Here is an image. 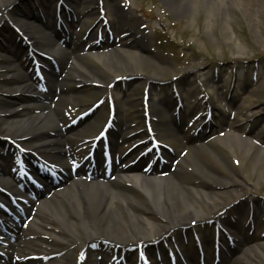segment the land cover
Returning a JSON list of instances; mask_svg holds the SVG:
<instances>
[{
	"label": "rangeland",
	"instance_id": "374dc122",
	"mask_svg": "<svg viewBox=\"0 0 264 264\" xmlns=\"http://www.w3.org/2000/svg\"><path fill=\"white\" fill-rule=\"evenodd\" d=\"M105 1L107 4L100 9L97 7L93 14L84 16L76 22L72 19V24L68 25V34L66 31L63 36L70 35V40L80 45L78 47L83 44L88 46L95 42L88 35L97 18L101 17L103 23L108 22L117 27L118 19L113 5L114 0ZM119 1L132 11L134 18L127 22L139 23V27L148 32L152 50L147 54L132 47L130 42L135 37H130L131 35L126 32V38H119L116 41L117 46L114 47L120 48L129 55L142 52L145 56L144 62L130 61L119 70L111 65L115 70L112 71L109 68L104 69L99 58L89 53L84 55L85 59L80 62L91 71L90 79H102L104 82L99 86L97 82L88 80L83 86L72 82L71 79L64 81L68 84V89L57 106L65 112L67 123L76 121L79 114L82 112L85 114L87 109H94L88 119L83 120L79 131H74L76 139L80 142L78 148L73 151L75 160L79 162V158L84 156L89 144L86 141L95 133L102 132L99 131L101 127L106 128L110 122L112 103L122 107L119 117L125 119L126 124L140 123L137 128L127 126V136L134 135L133 137L115 139L116 151L120 156L128 154L139 142L146 141L148 139L146 133L151 127L158 128L156 123L150 122L147 125L144 121L145 111L142 109L144 104H148L151 110L154 106L159 109L160 113H153L152 110L154 118L173 117L175 121L179 119L173 114L175 105L182 106V110H178L177 113L182 119L180 130L183 134L179 135V138L183 146L178 145V148L172 149L173 154L169 156L163 168L165 172L176 169L175 172H178L176 178L185 184L171 190L173 196L179 200H194L191 195L193 194L196 197L194 200L196 207H200L201 204H206L205 199L211 191L208 186L209 178L215 177L229 184L215 189L221 194L219 196L224 200V206L216 209L214 213L206 208L207 214L194 218L189 223L180 224L161 244L165 248L168 247L172 253L175 251L177 253L179 250L183 255L184 251L179 238L182 233L189 239L187 250L193 262L189 264H199V258H197L199 242L204 245L205 262L208 264H223L221 259L223 254L220 261L217 249L223 250V253L228 252L229 264H250V262L264 264V155L262 154L264 153V0H239L238 2L227 0L224 6L217 4L215 0H198L200 2L194 13L181 15L172 14L163 0ZM48 2L47 0H15L14 7L8 13V20L0 24V57L15 64L22 75L28 73L32 76L33 74V81L32 79L30 81L34 82V88L38 92L40 89L36 85L30 58V53L32 57L35 54L32 50L17 49L19 43L16 41L14 45V41L17 38L16 31L19 30L17 28L19 26L14 28L11 24L20 17L21 12L28 13L31 8L39 15L38 3L44 4L45 8L46 5L51 6L57 3ZM67 6L73 7L69 3ZM91 7L90 4L88 9ZM2 19L1 13L0 20ZM30 23L34 26L38 25L35 18L30 19ZM49 36L52 37V34ZM109 37L115 43V37L110 35ZM10 39L12 41H9ZM17 51L20 55L19 61L15 56ZM21 62L22 65H20ZM116 71L122 72V75H115ZM1 73L2 71H0V81L3 82L6 76ZM47 74L49 73L45 71V75ZM56 77V80L63 82L60 74ZM113 80L117 83H108ZM13 89V83L3 82L0 92V111L7 106L11 98L15 99L17 104L36 103L33 99H27V96L15 93ZM165 99L169 101L170 108L165 106ZM133 108L138 111L137 119L128 116V111H132ZM0 115H2L1 112ZM229 133H236L248 141L247 156L242 155V151L236 146L233 151L229 148L227 143ZM161 138L160 141L164 143L167 140H173V137L167 134ZM3 139L4 137L0 135V144L4 141ZM148 146L151 145L148 144ZM197 146L199 148L195 151L194 148ZM14 150L17 153L15 146ZM0 152L7 153V150L0 145ZM128 160L130 158H126L122 163L127 166ZM0 161L3 163L1 158ZM4 165L9 168V163L6 161ZM152 166L153 163H150L145 168L150 170ZM140 173L150 177L162 174L141 171ZM112 176L116 175L113 173ZM69 183L63 178L56 185L58 189H63ZM170 188L173 189V187ZM43 193L48 197L51 195L46 191ZM132 193L134 197L147 202L146 195L142 191ZM35 201L37 206L39 200ZM134 209L140 217L159 223L166 221L157 213L146 214L141 206H134ZM43 212L45 219L53 221L51 215ZM16 213L17 211L14 212ZM31 217L23 218L16 225L23 226L27 221L30 222ZM126 220L130 223L132 221L129 217H126ZM191 221L195 222L191 223ZM119 222L122 227H126L122 219ZM226 222L235 226L236 230ZM29 225L27 239L38 244L39 237L43 235L42 229L32 221ZM239 228H241L240 231ZM236 237L249 239L233 250L238 244ZM119 243L117 240L110 241L112 247ZM100 245L109 247L108 243ZM64 246L66 243L59 242L60 250ZM73 247L79 251L78 240H75ZM36 252H39V249ZM60 252L62 255L65 253ZM232 254L235 255L232 256ZM130 255L133 260L141 256L139 252L133 251ZM145 261L147 263L153 260L146 258Z\"/></svg>",
	"mask_w": 264,
	"mask_h": 264
},
{
	"label": "bare ground",
	"instance_id": "6f19581e",
	"mask_svg": "<svg viewBox=\"0 0 264 264\" xmlns=\"http://www.w3.org/2000/svg\"><path fill=\"white\" fill-rule=\"evenodd\" d=\"M48 1L51 2L52 0ZM65 1L72 4V9L69 10L68 7L66 9L71 17L76 18L77 21L81 20L84 16L93 14L97 7L100 9L104 4H107L105 0H62V3L64 4ZM215 1L221 6L227 3V0ZM234 1L238 2L239 0ZM163 2L172 14L181 15L194 13L200 1L163 0ZM14 4L15 0H0V14L2 13L3 15L0 24L4 20L5 22L8 20V13L14 7ZM90 4L92 7L88 9ZM113 5L115 6L118 26L114 27L109 23L101 22L100 18L96 19V23L89 33V38L91 40L97 39L99 31L102 34V38L89 47H86L85 44H83L84 46L78 47L80 45L75 44L72 40L63 38L64 36L55 27V23L50 21L42 22V24L40 23L37 26L32 25L30 19L35 18V15L31 11L26 12V15L21 18L15 19L13 23L17 24L23 30L24 34L35 38V47L36 50L42 53L41 61L43 65L53 68L51 74H60L63 80L68 81L71 79L72 82L82 84L83 86L86 85L84 82L93 80L100 86L104 81L96 78L90 79L91 71L80 62L85 59L84 55L89 53L96 55L102 62L103 68H109L112 71L115 70L111 65L116 66V70H119L124 68L126 63L128 64L130 61L144 62V53L129 55L125 51H121L120 48L114 47L117 46L116 41L119 38H126V32L131 35L130 37H135L130 42L132 47L147 54L152 50L149 45L148 32L139 27V23L127 22L134 18L129 7H126L119 0H114ZM6 16L7 18H5ZM98 25H101L100 28L95 29ZM49 34H52V37ZM109 35L115 37V43L112 41V38L110 39ZM106 38L109 39L106 42H102ZM87 51L88 53H85ZM15 56L17 61H19L20 55L16 54ZM22 64L21 62L20 65ZM0 71L6 76L3 82L6 81L14 84V92L20 94V96H27V99H30V96L34 98V95L38 97L39 94L31 88L32 84L29 83L30 78L28 77H31L30 74L22 75L18 72L19 69L15 64L1 57ZM115 73L117 76L122 75V72L119 71ZM46 80L51 81L52 79L51 77H47ZM3 82L2 80L0 81V92L2 91ZM113 82L114 84L117 83L115 80L108 81V83ZM67 86V83L61 84L54 93H48V90H46L45 100L40 103L17 104L15 99L11 98L7 106L1 110L0 135L20 139L23 142V146L29 150L39 148L51 150V153L49 155L47 154L48 157H46L48 158L47 161L52 164L51 168L67 174L68 176L65 180L70 183L63 189H58L57 185L48 187L46 191L51 194L50 197L43 194L39 199L37 198L40 202L37 205L38 207H35L34 217L31 221L38 228L42 229L43 235L39 237L38 244H34L26 236L30 230L29 224L31 222L26 224V226H12L11 230L13 235L16 236V241L10 242L8 246L2 247L0 264H74V254L78 252V249L73 247L75 240H78L79 248H86L88 250L84 251L82 264H93V262L96 263V260L99 261L97 264H106L105 260L101 259L102 254L109 252L105 251L107 249L95 250L92 254H88L89 249L97 241L107 244L110 241L117 240L123 245H135L139 243L148 249L153 244L162 241L168 234L173 233L180 224L189 223L190 220L207 214L208 211H206V208L211 213H214L216 209L224 206L225 202L219 196L221 194L216 192L215 189L221 186H227L229 183L225 180L216 179L215 177L209 178L208 186L211 191L205 199L206 204H201L200 207H196L194 201L196 197L193 194L191 195L194 200H179L176 196H173L171 190L185 185L183 181L176 178V175H178V172H175L176 169L156 177L131 172L118 163L117 156L112 151L110 154L108 152H101L102 160L95 156L97 159L96 163H98L97 170H93L82 164L78 165L68 155L69 150L65 148V145H67L66 142L69 141V136H66L64 140L61 136L64 135L63 127L67 119L64 113L56 107V102H58L57 96H60V93L63 95ZM123 103L126 102L123 101ZM164 104L169 107L170 103L165 99ZM114 108L117 109L116 112L122 109L119 104L115 105ZM152 110L153 113H160L159 109L155 106L154 108L152 107ZM136 112L138 111L133 108L132 111H128V116L137 119ZM116 120L118 121L116 124L117 128L113 136H125L124 128L131 126V124H126V120L118 116ZM137 124V122L133 123L134 126ZM180 128L181 122L175 121L172 117L163 118L159 120V129L151 133L150 139L158 145L157 147L160 150L161 145L157 142L158 136H163L167 133L179 136L182 134ZM52 132L55 134H52ZM178 141H181V139ZM227 143L232 151L234 146H236L242 151V155L247 156L249 144L242 136L236 133H229ZM198 148L199 146L194 148V150L197 151L196 149ZM262 154L264 155V153ZM42 164H40V167ZM110 164L113 165L116 171V177L107 180L108 182L105 180L103 182L100 180L93 182L86 179L90 176H106L105 169ZM7 174L9 175L10 173L6 167L0 168V202L1 200H8L12 204L17 194L14 193L13 198L12 194L11 197L10 194L7 196L3 188L4 186H2L7 183V180L2 175ZM34 177H38L41 181L43 180L39 170L36 171ZM170 187H173V189ZM128 191L131 192V195H129ZM134 191H142L146 195L147 202L145 203L137 197H134L132 195ZM17 193L20 194V192ZM31 201L32 204L36 203L34 199ZM134 206H141L148 215L157 213L166 221L159 223L146 219L145 217H140L136 214L137 212ZM43 211L51 215L53 221L48 218L45 219ZM126 217L132 220L131 223L126 220ZM120 219H122L126 227L121 226ZM226 223L236 230L235 226L229 222ZM238 230L240 231L241 228ZM235 239L238 241V244L233 250L237 249L249 238L241 239L236 237ZM59 242L66 243V246L62 247L61 250L58 248ZM159 247L163 249L164 246L160 244ZM131 248L133 249L134 247H128V250L130 251ZM37 249H39V252H36ZM59 250L65 253L62 255ZM54 253L56 255L49 258ZM227 253H223V257L221 258L223 264H229L227 259L229 255ZM235 254H232V256ZM143 255L146 256L145 253ZM153 255L156 258L155 264H162L157 254H150L152 257ZM47 258L50 260L46 261ZM250 264L252 263L250 262Z\"/></svg>",
	"mask_w": 264,
	"mask_h": 264
}]
</instances>
